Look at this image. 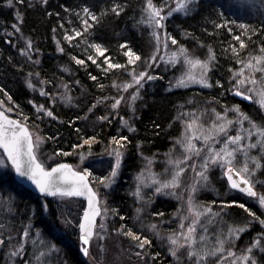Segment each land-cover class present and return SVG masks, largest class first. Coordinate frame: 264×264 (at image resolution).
Listing matches in <instances>:
<instances>
[{
    "label": "trees",
    "instance_id": "obj_1",
    "mask_svg": "<svg viewBox=\"0 0 264 264\" xmlns=\"http://www.w3.org/2000/svg\"><path fill=\"white\" fill-rule=\"evenodd\" d=\"M153 2L161 5L164 0ZM145 5L147 0H12L11 4L0 0V94L11 97L9 114L44 138L41 152L53 153L60 162L75 166L80 164L81 154L88 160L118 147L125 154L123 177H128L142 162L141 157L159 156L173 145L182 130L181 114L188 102L193 103L194 108L205 107V110L238 105L249 117L261 121V113L250 111V105L229 93L233 85H230L232 81L228 83V78L238 68V61L264 55L261 52L264 19L241 17L234 20L227 14L224 17L213 2L200 5L189 17L173 15L167 19V29L172 30L169 35L179 39V44L188 51L201 56L209 54L211 48L215 54L209 73L211 88L166 92L161 87L166 72H156L157 80L152 82L159 87L143 90L141 101L145 103L138 105V102L130 113L121 101L113 108L115 101L124 96L122 86L130 82L132 70L137 66L135 57H132L135 63L130 62L128 48L140 57L138 62L148 57L149 43L146 28H143L147 20L143 12ZM116 6L121 10L117 11ZM85 7L96 20L84 11ZM179 24L182 33L174 30L173 26ZM240 40L244 41L243 47ZM96 44L106 49L103 55L94 47ZM105 57L121 67L111 68ZM77 59L83 63H78ZM39 105L51 110L53 115L49 116L44 109L38 110ZM124 115H127L132 132L127 131L129 127L120 129ZM88 137L96 139L88 143ZM113 137H127V140L120 147ZM90 162L93 161H86L85 167L91 170ZM91 173L89 179L94 186L93 178L102 173ZM8 176L4 175L6 179L3 180L0 175V182L19 188L22 196L37 198ZM126 196L118 190L111 206L114 218H122L124 222L133 214L125 204ZM234 198L223 201L230 204L232 211L240 210L242 207L237 204L243 202ZM50 199H46L47 203ZM231 201L237 203L231 204ZM164 207L160 204L157 211H165ZM21 215L27 219V214ZM130 226L132 232L137 231L132 223ZM259 231L256 229L253 233ZM249 234L246 232L242 238H248ZM258 260L264 264V256Z\"/></svg>",
    "mask_w": 264,
    "mask_h": 264
},
{
    "label": "rangeland",
    "instance_id": "obj_2",
    "mask_svg": "<svg viewBox=\"0 0 264 264\" xmlns=\"http://www.w3.org/2000/svg\"><path fill=\"white\" fill-rule=\"evenodd\" d=\"M208 2H213L217 5L220 11L222 10L221 12L224 14V17L227 14L234 20L235 18L264 19V0H191L187 9L176 11L172 10L176 8L177 0H164L161 5H157L161 8V14L163 16L161 21L162 26L143 22V28H146L149 43L148 57L139 62L137 60L135 74L138 75L141 72H145L146 75L142 78L141 84H132L127 90L122 86L124 96H121L123 99H120V97L119 100L124 109H127L128 113L137 106L138 102V105L145 103L141 101L144 98L143 90L145 88L151 89L152 87L156 89V87H159L153 84L156 82L155 79L158 76L156 72H166V77H163L164 80L161 86L166 92L186 89L208 90L211 88V86L209 87L190 80H185L183 84H177V80L189 71V65L184 62L183 55H177L175 59L172 58L173 53L180 51L181 45L179 44V39L174 36L176 43H172V37L169 35L171 29H167L169 26L167 19L169 17L172 18L173 15H180L181 17L185 15L189 17L200 5ZM146 7L147 5H145L144 9ZM144 9L143 12L148 19V14ZM170 11H172V14L168 15ZM171 25L173 24L171 23ZM173 27L175 31H180L179 29H181L180 24L174 25ZM154 32L159 34V44H157V38ZM182 37L185 38L184 36ZM187 54L192 57H199L201 60H208L209 57V54L200 56L188 50ZM153 56H155V59H152ZM252 57H248L245 62ZM212 64L213 60L210 61L207 72L208 83L210 85L209 73L212 70ZM237 65L238 68L236 70L242 67L240 63ZM195 71L196 74H199V70ZM233 73L234 71L228 78V83L230 81L233 83H230V85H233V88L229 93L250 105V111L255 114L261 113V121L250 118L256 121L258 125L264 126V108L256 103L255 99L249 100L247 96L238 94L234 85H237L239 76L233 75ZM245 75L251 76L252 73L246 70ZM254 75L257 78L255 84L249 82L243 85H237V87L241 91H245L247 94L255 97L256 93L264 88V72L256 71ZM149 76L153 77V79H148ZM132 78L133 75L129 83H131ZM248 89H254L255 91L248 93ZM137 90L138 95L133 101L131 97ZM0 102H2L0 103V108L6 113H11L9 111L11 109L9 98L4 94H0ZM217 107L206 108L205 110L203 109L205 107L194 108L193 103L188 102L184 106V111L181 114L183 117L181 120L182 130L174 140L173 145L159 156L141 157L142 162L137 168L131 171L128 177H123V160L125 154L119 148L122 153L121 164L118 175L114 177V182L110 186H106L104 182L93 178L95 181L94 188L100 198L101 209L106 208L107 212L102 211L98 219L97 225L104 224L105 228L101 230L97 227L95 229L100 235H94L92 237L90 245L88 246L89 255L87 256L81 250V242L79 239V221L84 209V202L63 195L53 197L47 203L46 199L37 195H35L37 198L27 194H23L22 196L19 188L9 187L0 182V263L162 264L166 261L165 264H195V257L189 259L187 255V245L177 249V255L180 257L179 260L169 250L174 247L169 241V236L175 233L180 240H183V236L180 234L187 231L188 225L195 218L194 214L188 211V197L191 195L193 197L192 202L198 210L203 211L204 207H210L212 209L211 213H205L199 217V222L196 225V249L201 252L205 248L209 251L214 250L218 247L216 243L218 239L228 238L224 244L226 251L217 253L215 256H202L203 264H217V261H219V264H232L236 257L242 256L249 245L255 239L259 238L261 233H264V225L258 219H254L251 213L245 208L232 211L229 208L230 204L223 200L235 199L234 197H236L239 202L242 201L243 204L245 203L252 212H255L262 219H264V207L259 204L258 197H253L232 189L225 178V169L221 168L219 164H210L207 169V180H203L197 176V173L201 171L200 165L203 162V158L207 155V148L215 147L216 149H220L223 147V141L227 139V136L221 134L219 137L214 138L215 144L209 142L207 146L203 139L199 138V136L195 137L194 143L197 147L201 148L199 156L194 153H187L181 143L178 142H187L185 139L186 135H191V130L186 132V121L195 120L196 131H203L204 134H207L208 130L212 128L214 121L216 123L221 122L217 119V113H226L227 119L233 121L232 126L228 130V135L234 136L239 132L244 137L242 143L245 145L250 142H256L258 136L256 135L255 129L251 128L249 120H243L241 126L240 114L234 107ZM240 112L243 111L240 109ZM126 116L121 117L120 129H128V125H130ZM129 129L127 131L130 132ZM121 130L118 132H121ZM247 130L252 131L251 138L248 137ZM31 132L35 138L37 133L33 130ZM44 142L43 139L36 151L44 166L49 168V166L60 163V160L53 153L40 151V147H42ZM110 151H112L111 148L106 154H96L91 159H88L89 161H93L90 162V166L93 167L91 170L85 167V163L88 160H81V156L80 164L74 167L79 171L88 168L90 172H96L97 175L102 173L100 176H108L111 172V166L115 163V156L108 155ZM248 152L250 156L261 157V162L264 164V153L260 151L259 147L248 149ZM185 155L189 156L188 160H184ZM0 157H4L1 150ZM169 160H180L181 163L180 165H176L175 163H169ZM243 163V154L237 153V159L235 161L237 168L242 167ZM192 165H196L195 169ZM178 167H184L185 170L180 177L181 184L174 190V194L171 187L161 192H156V188L160 187L159 181L169 180L174 170ZM249 168H255V163L250 162ZM0 175L3 180L6 179L4 175L13 177L12 167L7 160H5L4 165H0ZM251 179L254 182L257 193H264V167H261L252 174ZM193 184L196 186V191L194 192L191 191ZM138 186L141 190L142 199L135 194ZM118 190L122 195H127L125 204L133 211L130 219L124 218L127 219L126 222L121 221L122 218H114L115 213L112 211L114 209L111 208L112 204L114 205L115 203L113 196ZM159 203L165 206V211H157L160 207ZM19 204L20 207L17 210ZM137 209H141V211L138 213ZM38 211L39 213H37ZM23 212L27 214V219H23V215H21ZM185 217L187 218L185 219ZM14 222H16V225ZM130 223L135 226L137 230L135 233L139 234L141 242L142 238L147 236L151 243L145 244L144 248H140L137 240L126 235L128 229H132ZM153 224L156 225L155 229L151 227ZM181 224L184 225L183 228H181ZM245 224H249L250 226L246 227L240 233L239 237H229L228 229L230 227L244 226ZM118 229L119 231H117ZM256 229L260 231L253 233ZM25 230L28 232L27 236L24 235ZM246 232H250L249 237L242 238ZM200 236H204L205 239L200 240ZM21 244H23V248H20ZM53 244L56 246L55 248L52 247ZM261 247H264V240L261 241L260 247L252 249L249 264H251L252 259H255L256 264H260L258 258L264 256V251H261ZM229 250L234 253L233 256L228 255ZM221 256L224 257L223 260L220 259ZM69 260H72V262ZM237 264H243V261L238 260Z\"/></svg>",
    "mask_w": 264,
    "mask_h": 264
},
{
    "label": "snow or ice",
    "instance_id": "obj_3",
    "mask_svg": "<svg viewBox=\"0 0 264 264\" xmlns=\"http://www.w3.org/2000/svg\"><path fill=\"white\" fill-rule=\"evenodd\" d=\"M191 0H177L176 8L172 11L176 10H185L188 8L189 3ZM8 4L12 3V0H7ZM116 10L120 11L119 6H116ZM86 13L92 15L89 12L87 7L84 8ZM144 11L148 14V19L144 21L146 24H156L159 26L161 25V21L163 16L161 14V8L158 7L153 0H147V7ZM172 11L168 13V15L172 14ZM92 19L96 20L97 17L92 15ZM87 24V21H84ZM243 27H248L247 25H242ZM231 31V29H229ZM76 35L79 36L80 33L76 32ZM154 35L157 38V44H159V34L154 32ZM71 39V37H68ZM172 43L175 44L176 40L174 37L171 38ZM239 39V37H237ZM127 42H125L126 44ZM29 45H31V41H29ZM241 47L244 46V41L240 40ZM166 46V45H165ZM96 50L103 55L106 49L102 48L101 45L96 44L94 45ZM121 47H124L122 45ZM63 51V49H60ZM236 52V49H233ZM261 52L264 53V48L261 49ZM128 55L130 58L131 63H135V60L140 59V57L132 51L131 48H128ZM177 55H183L184 62L189 65V71L184 74L180 79L177 80V84H183L185 80H190L194 82H198L203 85L211 86L208 83L207 72L210 66V61L215 59V54L212 52L211 48H209V57L208 60H201L199 57H192L187 54V49L184 48L183 45L180 46V51L178 53H173L172 58L175 59ZM135 57V60L132 59ZM92 59V57H89ZM108 60L109 66L111 68L121 67V65L113 64L108 57H105ZM155 59V56L152 57ZM78 63H83V61L77 59ZM242 65V67L238 70H235L233 75H238L239 78L237 79V85H243L246 83H253L257 82V78L255 77L254 73L256 71L264 72V55H259L252 57L248 61H238ZM195 70H199V74H196ZM246 70L252 73L251 76H246ZM133 71V78L131 83L125 82L123 87L125 90L131 87L132 84H141L142 78L146 75L145 72H141L138 75L135 74V69ZM95 79V77H92ZM148 79H153V77L149 76ZM115 83V82H114ZM219 83V81H217ZM237 85H234L236 91L241 96H247L249 100H256L262 108H264V88H262L256 96L247 94L245 91H241ZM119 87V85H117ZM248 93L254 92V89H248ZM138 95L137 92L133 93L131 99L134 101ZM11 98V97H9ZM120 99H123L121 97ZM2 103V102H0ZM120 103V100H116V103L112 105L113 108H116ZM235 110L240 114V123L241 126L243 124V120H249L251 128L255 129L256 135L258 139L256 142L245 145L242 143L244 137L238 132L236 135H228V130L232 126L233 121L227 119L226 113H217V119L220 120V123L213 122V126L211 129L208 130L207 134H204L203 131L197 132L196 131V121H186V132L191 130V135L185 137L187 142L178 141L181 143L182 147L185 151L189 154L194 153L195 155L199 156L201 153V148L197 147L194 143V138L199 136V138L205 141V145L207 146L209 142L215 144V137H219L221 134L227 136V139L223 141V147L220 149H216L215 147H208L207 148V155L204 156L203 162L201 163V171L197 173L199 178L203 180H207V169L209 168L210 164H219L221 168L225 169V175H227L231 187L235 189H241L243 192L249 194L253 197H258L259 204L264 207V193H257L254 187V182L251 179L252 174H254L258 169L264 167V164L261 162V157L257 156H250L248 149H255L259 147L260 151L264 153V126H260L257 124L256 121L251 120L250 117L246 113L240 112L239 106H233ZM44 109L43 105L38 106V110ZM47 111L49 116H52L53 113L51 110L44 109ZM91 110V109H90ZM11 111V109H9ZM27 120V117H24ZM100 119H106V117H101ZM125 123H127L125 121ZM130 131L133 130L132 128L129 129ZM247 135L249 138L252 137V131L247 130ZM43 137L39 136L38 134L33 137V133L29 130L25 123H21L20 120L12 119L11 117L7 116L3 111H0V148L3 149L4 153H6V157H0V165L5 164V160H10L12 166H14L15 171L20 174L21 176L28 177L39 189L41 193H49L51 195H56L57 193L61 195L67 196H83L87 197L88 206L84 209L83 218L79 223L80 235L79 239L81 243V250L84 255H89V245L91 242V238L94 235H100V233L96 232L95 229L99 227L101 230L105 228L104 224L97 225L96 217L100 216L102 211L107 212V209H101L100 207V200L98 198L97 192L93 189L89 177L92 176V173L88 168H85L83 171H77L76 168L67 163H60L56 164L51 169L45 168L44 164L37 158V149L40 143L43 141ZM95 137H88V143L94 141ZM116 145L123 147V141L127 140V137H120L117 139L116 137L112 138ZM61 154L67 155L64 153L63 150H60ZM237 153H242L244 156V163L242 167L239 169L237 168L235 161L237 159ZM110 156H115V163L111 166V172L108 176H100L94 177L98 179L100 182H104L106 186H110L114 182V177L118 175V170L121 164V156L122 153L119 148H113L112 151L108 153ZM84 159L83 154H81V160ZM189 156L185 155L184 160H188ZM254 162L255 168H249V163ZM169 163H175L176 165H180L181 161L176 160L172 161L169 160ZM195 169L196 165H192ZM184 167H178L174 170L171 178L169 180L159 181L160 187L156 188V192H161L162 190L171 187L174 190L181 184V174L184 172ZM238 177V179H237ZM191 191H196V186L193 184L191 186ZM137 197L143 198L141 196V190L138 186L136 189ZM193 197L190 195L188 197V211L193 213L195 218L192 220V223L188 225L187 231L182 232L180 235L183 236V240H180L177 234L173 233L169 236L170 243L174 246L170 248L172 255L176 257L177 260L180 257L177 255V249L182 248L185 245L188 246V257L189 259L195 257V264H203L201 257L204 256H215L217 253H223L226 251L224 244L227 237L218 239L216 241L218 247L214 250L209 251L207 248L203 250V252L198 251L195 247L197 234H196V225L199 222V217L203 216L205 213H211L212 209L210 207H204L203 211L197 209V207L193 204ZM231 204H236L237 201H231ZM240 207L245 208L248 212L251 213L254 219H258L259 222L264 225V219L258 217L255 212H252L247 205L241 203ZM141 209H137L139 213ZM187 217H185L186 219ZM249 224H245L244 226H233L228 229V235L239 237L240 233L245 230L246 227H249ZM123 227V226H122ZM153 229L156 228V225H151ZM184 225L181 224V228ZM119 231V229L117 230ZM206 231V230H205ZM25 236L28 235L27 230L24 233ZM126 235L131 236L133 239L139 242V247L144 248L145 244H150L151 241L147 236L142 238L139 236L138 233L132 232L131 229L128 230ZM204 236H200V240H204ZM264 240V233L259 235V238L255 239L254 242L249 245L246 252L240 256L236 257L232 264H237L238 260H242L243 264H249V260L251 257L252 249L260 247L261 241ZM53 248L56 246L53 244ZM20 248H23V244L20 245ZM261 251H264V247H261ZM14 254V253H13ZM229 256H233L234 253L232 251H228ZM221 260L224 259L223 256L220 257ZM219 264V261H217ZM251 264H256L255 259L251 260Z\"/></svg>",
    "mask_w": 264,
    "mask_h": 264
},
{
    "label": "water",
    "instance_id": "obj_4",
    "mask_svg": "<svg viewBox=\"0 0 264 264\" xmlns=\"http://www.w3.org/2000/svg\"><path fill=\"white\" fill-rule=\"evenodd\" d=\"M242 99H245V98H242ZM0 111H3L7 116H9V117H11L12 119H15V120H20L19 118H17V117H14L13 115H11V114H9V113H6L2 108H0ZM21 121V120H20ZM21 123H24L23 121H21ZM26 124V123H25ZM27 125V124H26ZM27 127H28V125H27ZM29 128V127H28ZM29 130H30V128H29ZM31 131V130H30ZM0 150H1V152H2V154H3V156L4 157H6V153H4V151H3V149L2 148H0ZM38 158V157H37ZM7 162L9 163V165L12 167V170H13V179H14V181L17 183V184H19V185H21L23 188H25L26 190H28V191H30L32 194H34V195H37V196H40V197H42V198H44V199H50V198H53V197H56V196H63V195H61V194H59V193H57L56 195H51V194H49V193H41L40 191H39V189L37 188V186L28 178V177H24V176H21L20 174H18L16 171H15V168H14V166H12V164H11V161L10 160H7ZM60 163H67V164H70V163H68V162H60ZM60 163H58V164H60ZM56 165V164H55ZM55 165H53V166H50L49 168H47V169H51L52 167H54ZM72 165V164H71ZM46 168V167H45ZM77 170V169H76ZM77 171H79V170H77ZM225 178H226V180H227V182H228V184H229V186L231 187V184H230V181H229V179H228V177H227V175H225ZM237 179H238V177H237ZM89 181H90V179H89ZM90 183H91V181H90ZM91 185H92V183H91ZM92 187H93V189L95 190V188H94V186L92 185ZM232 188V187H231ZM232 189H234L235 191H238V192H243L241 189H235V188H232ZM96 191V190H95ZM97 192V191H96ZM243 193H245V192H243ZM98 194V193H97ZM247 194V193H246ZM67 196V195H66ZM69 197H72V198H75V199H78V200H81L82 202H84V209L85 208H87V206H88V200H87V197H83V196H69ZM98 198H99V195H98ZM99 200H100V198H99ZM101 207V206H100ZM84 209H83V212H84ZM83 212H82V214H81V217H80V221H79V223L81 222V220H82V218H83ZM99 217L100 216H98V217H96V222H98V219H99ZM79 235H80V229H79ZM92 239V238H91ZM81 242V241H80ZM82 243V242H81Z\"/></svg>",
    "mask_w": 264,
    "mask_h": 264
}]
</instances>
